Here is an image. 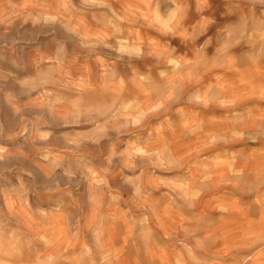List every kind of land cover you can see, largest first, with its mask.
<instances>
[{"label":"clouds","instance_id":"obj_1","mask_svg":"<svg viewBox=\"0 0 264 264\" xmlns=\"http://www.w3.org/2000/svg\"><path fill=\"white\" fill-rule=\"evenodd\" d=\"M253 101L264 0H0V264H264Z\"/></svg>","mask_w":264,"mask_h":264},{"label":"crops","instance_id":"obj_2","mask_svg":"<svg viewBox=\"0 0 264 264\" xmlns=\"http://www.w3.org/2000/svg\"><path fill=\"white\" fill-rule=\"evenodd\" d=\"M211 2H213V0H210V3ZM209 80H211V77L206 79V83ZM212 82H215V81H212ZM221 112H222L221 109H218L215 107H210L209 109H197V110H194V115L192 118L196 119V120H202L204 122L203 127L206 131L212 130V129H216V128L224 126L219 121L211 119V117L214 114L218 115ZM195 131H199V130L196 129ZM166 135H171V134H166ZM191 139H194V137L184 138L183 136H178L175 139V142L173 144V148L176 149L180 153L185 152L187 149L184 146L189 144ZM221 147H236V146L222 145ZM246 151H248V150L246 149ZM205 154H208V153H205ZM260 164H264V159H262L258 155H254L253 158L248 162V167L254 168ZM162 191H163V189H162ZM208 195L210 196L211 193H209ZM206 207H207V197L205 198V200L201 204V208L206 210ZM174 219H176L178 221L179 217L178 216L174 217ZM242 222H243V218L239 215V213H234L232 221L228 225H226L225 227L229 231V233L236 235V234H238V230H239ZM220 243H222V242H218L217 247L219 246ZM125 264H137V262L134 259H130L128 261H125ZM141 264H165V261L163 259H159V258L145 257L144 260L141 262Z\"/></svg>","mask_w":264,"mask_h":264},{"label":"rangeland","instance_id":"obj_3","mask_svg":"<svg viewBox=\"0 0 264 264\" xmlns=\"http://www.w3.org/2000/svg\"><path fill=\"white\" fill-rule=\"evenodd\" d=\"M252 103H258L261 108H264V103L253 101Z\"/></svg>","mask_w":264,"mask_h":264}]
</instances>
